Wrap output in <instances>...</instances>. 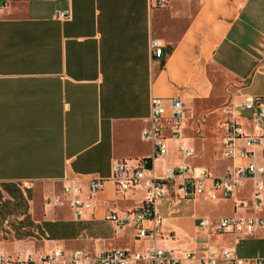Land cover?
I'll return each mask as SVG.
<instances>
[{
  "label": "crops",
  "instance_id": "crops-1",
  "mask_svg": "<svg viewBox=\"0 0 264 264\" xmlns=\"http://www.w3.org/2000/svg\"><path fill=\"white\" fill-rule=\"evenodd\" d=\"M7 1L0 18V252L49 253L63 247L95 253L115 249L123 231L125 240L116 248L134 252L154 246L135 228L105 219L112 210L139 208L147 195L142 182L118 190L112 166L153 158V144L143 138L153 96L168 107L181 98L182 137L195 156L200 138L195 128L203 134L199 146L205 152L215 131H221L226 148L224 121L219 126L207 113L211 105L234 108L236 120L262 137L257 151L264 149V120L257 124L256 115L241 107L249 96L264 98V0H168L165 6H153V0ZM153 38L164 45L162 58L153 57ZM196 110L201 118L214 119L211 135L199 131ZM168 134L167 152L153 158L158 177L181 160L180 140ZM238 145L244 146L243 139ZM92 178L107 183L93 208L79 217L64 187L88 188ZM253 194L254 184L246 182L227 198L233 214L217 219L194 211L195 238L178 246L172 243L182 240L179 219L174 209L164 213L161 206L165 200L176 205L199 198L169 188L157 206L164 233L158 245L179 258L187 251L222 248L246 260L264 257L250 249V239L264 238V230L247 237L213 231L222 217L260 214ZM219 195L211 201L225 200ZM202 218L211 219L209 230L200 227ZM105 227L116 234L102 237Z\"/></svg>",
  "mask_w": 264,
  "mask_h": 264
},
{
  "label": "built area",
  "instance_id": "built-area-1",
  "mask_svg": "<svg viewBox=\"0 0 264 264\" xmlns=\"http://www.w3.org/2000/svg\"><path fill=\"white\" fill-rule=\"evenodd\" d=\"M168 0H153V6H165ZM7 0H0V18L5 15ZM153 57L164 56V45L157 39L152 40ZM241 107L256 115L257 124L264 120V98L247 97ZM234 108L227 112L232 114L225 123L226 159L231 161L221 176H217L204 167L196 168L193 164L195 149L187 144L182 137L181 123L186 117L181 98L172 100L170 107L166 106L163 98L153 96L151 108V125L143 131V138L152 142L154 156L159 157L167 152V135L179 141L181 160L173 168H167L162 177L152 172L151 165L141 160L135 166H130L126 160L116 161L112 166V180L117 189L126 191L140 182L147 190L141 206L135 210H112L105 214V219L122 227H132L141 238H151L154 246L144 251H130L125 248L100 250L95 253L84 250H70L57 247L49 253L17 252L8 254L0 252V264H264V257L243 259L235 250L222 248L207 250L205 253L187 251L183 258L171 257L167 250L158 245V239L164 236L161 229L163 217L159 213L158 202L165 198L168 189L177 186L180 194L186 198H205L217 200L234 197L246 182L254 184L253 203L260 210L256 215H233L222 217L213 228L217 233L234 232L242 236H252L258 230H264V149L257 151L262 137L246 128L236 120ZM164 121L168 125H164ZM243 139L244 146L238 145ZM107 183L105 178H92L88 188L80 185L64 187L70 196L71 208L79 217L89 212L94 205L96 194ZM58 200V199H57ZM200 227L209 230L212 221L202 218ZM174 237V235H171Z\"/></svg>",
  "mask_w": 264,
  "mask_h": 264
},
{
  "label": "rangeland",
  "instance_id": "rangeland-1",
  "mask_svg": "<svg viewBox=\"0 0 264 264\" xmlns=\"http://www.w3.org/2000/svg\"><path fill=\"white\" fill-rule=\"evenodd\" d=\"M228 109H232V107H221V106H215L211 105L210 107L206 108L207 113H210V116L215 118V121L217 124L223 123L225 124L226 121L232 117V114L230 112H227ZM198 110H196V114L198 116ZM198 116L199 119L195 120L196 122H200L199 131H202V133H205L207 135H211L212 132L215 130V121L211 117L208 116ZM190 113L188 114V118H190ZM189 124H192V121L194 119H189ZM219 124V126H220ZM196 134L198 136V142L196 145V156L193 160L194 165H200V167L206 168L208 171H210L213 174H221L224 172L226 167L228 166V162L226 160V157L224 155V151L221 144V131L218 133V131L214 133L213 137L209 139L210 147L207 148V150H210L209 152H205L203 148H200L199 144L202 142L201 137H203V134L201 132H198L195 128ZM189 133V130L186 127V134ZM188 137L191 135L187 134ZM205 136V135H204ZM207 137V136H205ZM205 140V138H203ZM207 140V139H206ZM193 143V141L190 139V144ZM207 141L205 142V144ZM204 144V143H202ZM204 149L206 150V146H204ZM199 199H183L180 204L174 205L173 202H170L169 200H165L164 204L161 206L162 211L168 212L171 208L174 209V216H176L179 219V226L181 229L177 231L178 237H181L180 242H173L172 245H178L180 246L181 243H191L195 238V226H196V220H194L192 213L194 211L198 213L200 217H207L211 216L212 219H217L220 216L224 214H233V209L231 207V201H228V199L220 201H211V200H205L204 198L197 197ZM170 208V209H169ZM177 210V211H176ZM242 213V212H241ZM104 233L102 237H112L116 234V232L109 228H104ZM247 237V236H245ZM160 239V238H159ZM125 240V232L123 231L120 235H118L115 248L121 243V241ZM159 245L160 244V241ZM147 243L142 242L139 244V246H144ZM252 247V248H251ZM250 249L254 252L264 253V238L260 239H250ZM31 251L35 249H30Z\"/></svg>",
  "mask_w": 264,
  "mask_h": 264
},
{
  "label": "trees",
  "instance_id": "trees-1",
  "mask_svg": "<svg viewBox=\"0 0 264 264\" xmlns=\"http://www.w3.org/2000/svg\"><path fill=\"white\" fill-rule=\"evenodd\" d=\"M144 160L147 161V164L151 165V161H152V158H151V157H149V158H145Z\"/></svg>",
  "mask_w": 264,
  "mask_h": 264
}]
</instances>
